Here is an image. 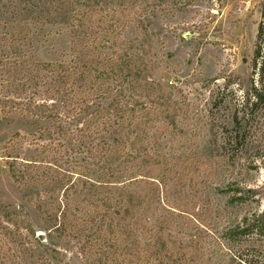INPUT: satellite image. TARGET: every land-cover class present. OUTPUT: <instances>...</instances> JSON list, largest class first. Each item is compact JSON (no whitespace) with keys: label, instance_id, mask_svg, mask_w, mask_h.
<instances>
[{"label":"trees","instance_id":"trees-1","mask_svg":"<svg viewBox=\"0 0 264 264\" xmlns=\"http://www.w3.org/2000/svg\"><path fill=\"white\" fill-rule=\"evenodd\" d=\"M166 1L0 7V121L32 131L31 156H8L6 166L40 223L36 231L24 207L0 210V264H60L66 249L80 264H254L250 236L262 222L235 227L236 248L221 243L214 198L202 192L205 156L185 144L179 80L138 35V23ZM131 23L137 35L126 40ZM49 25L68 29L67 60H33L32 29ZM263 41L260 23L252 69L261 83ZM252 96L262 101L264 87Z\"/></svg>","mask_w":264,"mask_h":264},{"label":"rangeland","instance_id":"rangeland-1","mask_svg":"<svg viewBox=\"0 0 264 264\" xmlns=\"http://www.w3.org/2000/svg\"><path fill=\"white\" fill-rule=\"evenodd\" d=\"M262 1L167 0L138 23V35L151 44L155 59L167 64L171 78L179 80L182 122L189 139L185 144L200 146L205 156L209 173L201 177L202 192L214 198L213 225L221 243L229 244V238L236 248L238 236L231 234L235 227L253 220L263 224L262 231L255 230L260 234L250 236L254 264H264V98L256 102L252 96L254 88L264 87V77L261 83L252 69L259 24L264 28ZM136 35L132 23L123 32L126 40ZM69 41L62 25L33 28L31 56L36 62L67 60ZM16 133L22 139L15 148L10 142ZM31 133L22 121H0V210L24 207L27 221L39 231L36 215L6 166L8 156L21 151L22 158L31 156L27 145ZM66 251L69 259L62 264H80L69 257L71 249Z\"/></svg>","mask_w":264,"mask_h":264},{"label":"water","instance_id":"water-1","mask_svg":"<svg viewBox=\"0 0 264 264\" xmlns=\"http://www.w3.org/2000/svg\"><path fill=\"white\" fill-rule=\"evenodd\" d=\"M38 239L44 244L45 243V239H44V235L42 233L38 234Z\"/></svg>","mask_w":264,"mask_h":264}]
</instances>
